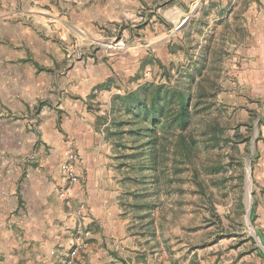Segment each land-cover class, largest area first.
I'll return each instance as SVG.
<instances>
[{
    "label": "rangeland",
    "instance_id": "1",
    "mask_svg": "<svg viewBox=\"0 0 264 264\" xmlns=\"http://www.w3.org/2000/svg\"><path fill=\"white\" fill-rule=\"evenodd\" d=\"M173 2L17 0V9L32 12L22 19L28 27H37L32 14L41 16L52 9L63 21L67 37L64 44L43 37L52 42L48 41V48L32 44L15 62L5 61L12 54L0 50L2 71L6 62L18 64L16 74L10 75L16 81L0 74V107L14 109L0 110V200H8V192L15 191L6 203H11L13 211L12 205L23 202L21 197H29L28 173L41 157L53 153L42 139L46 130L52 134L56 128L60 139L71 138L67 120L62 123L64 103L69 98L74 106L78 98L62 87L67 70L75 64H101L98 76L101 71L109 75L88 96L79 97L82 107L97 116L92 141L85 140L90 135L76 136L80 142L76 154L72 149L66 154L76 155L80 164L81 153L87 156L86 165H91L88 171L81 169L80 175L76 172L78 182H86L89 174L93 187L102 179L118 191L109 216L119 220L118 228L113 227L122 239L127 235L134 239L123 250L138 252L146 264H264L262 43L249 45L252 39L242 22V7L231 16L224 11L225 20L232 21V26L225 23L224 32L216 35L201 29L198 36L203 40L198 43L193 39L197 34L188 29L175 41L177 16L169 13ZM80 10H88L92 21L82 24L83 33L77 35L72 27ZM17 20L20 17L13 19ZM46 56L49 67L42 63ZM27 79L42 83L32 91L27 89ZM147 82L185 93L189 102L184 128L176 123L167 127V121L157 126L155 178L144 168L146 138L127 133L141 124L129 117L133 125L115 128L126 120L117 98L142 89ZM44 106L47 112L56 110V117L40 115ZM97 153L104 154L98 163L102 171L97 170ZM35 155L38 163H31ZM80 204L83 214L85 203Z\"/></svg>",
    "mask_w": 264,
    "mask_h": 264
},
{
    "label": "crops",
    "instance_id": "2",
    "mask_svg": "<svg viewBox=\"0 0 264 264\" xmlns=\"http://www.w3.org/2000/svg\"><path fill=\"white\" fill-rule=\"evenodd\" d=\"M16 4L17 0H0V50H7L8 54H12L10 57H5V61L12 59L15 62L18 57H23L25 50L32 44L40 46L45 44L48 48V43L52 39L59 44L65 43L67 37L65 25L56 16L54 10H46L41 16L32 14V20L37 27L31 28L22 19L25 15H31L32 12L19 10ZM241 7L245 17L242 22L248 26L251 34L250 39L252 40L249 45L257 46L256 43H262L260 48L264 49V0H174L169 10L170 14L177 16L174 20L176 30L172 36L175 37V41H180L177 40V36L180 37L183 31L190 29L192 34H197L193 39L201 43L203 38L198 36L201 29L203 33L209 29L216 35L224 32L225 23L232 26L231 18H228V21L225 20L227 11H230L229 16H231L233 11ZM76 16V24L73 25L72 31L79 35L83 33L80 28L82 24H90L92 16L88 10H80ZM16 17H20L21 21H13ZM118 17L120 15L113 16L112 19ZM178 23H181L179 27H177ZM43 37H49L51 40H45ZM157 41H161L160 38ZM56 47L58 48L57 44ZM17 48H19L18 54H16ZM46 59L42 63L49 67L48 56ZM17 65L11 61L6 62L3 71L0 67V74L9 75L4 76L6 80L16 81L17 78L10 75L16 74ZM101 67V64L96 66L87 62L85 65L75 64L67 70L65 75L67 78L64 77L62 87L65 88V92L71 90L78 98L74 106L69 98L64 103L66 113L62 115V123L67 120V133L71 138L60 139L61 134L56 128L52 134L46 130L42 139L45 145L52 146L49 150L53 153L46 158L41 157L39 163L36 155L30 160L31 163L38 164L33 165L32 173H28V178L30 177L29 197H21L23 202L20 205L18 203L12 205L13 211H11V203H6L14 197L15 191L8 192L10 194L8 200L4 197L0 200V264H64L69 251L78 240L83 244L76 253L75 264H107L109 262L146 264L138 252L123 250L125 245L132 246L134 239L129 235L122 239L121 235L115 232L119 220L109 216L113 214L110 208L118 194L114 186L101 179L100 183L93 187L89 181V174L86 182L83 179L81 182L76 179L70 181L65 171L70 167L75 174L77 172L80 175L81 169L88 171L91 167L90 164L86 165L87 156L81 154L80 151V164L76 163V155L74 160L68 161L66 152L72 149L76 154V146L80 143L76 136L81 138L82 135H90L88 139L85 137V140L86 142L87 140L92 141L91 134L94 132L92 127L97 116L94 111L91 112L92 110L88 111L86 107H82L79 97L88 96L92 88L103 82L109 75L107 72L102 74L101 71L99 77L96 69ZM30 69L32 70L31 67ZM69 80L73 83L69 84ZM0 81H2L1 77ZM65 82H68L66 83L68 86ZM41 83L38 81V84H32V80L27 79V89L32 88L33 91L34 88H39ZM0 110L14 111L11 106L0 107ZM56 112L52 109L47 112V107L44 106L40 115L44 117L46 113H50L54 118ZM73 112L74 115H72ZM45 145H42V148ZM95 156L98 157L96 165L98 166V163L103 161L104 154L97 153ZM99 169L102 171L104 168L98 166L97 170ZM80 203H85L83 214H81ZM110 204L111 207H109ZM107 206L110 211L105 209ZM85 232H88V235H85Z\"/></svg>",
    "mask_w": 264,
    "mask_h": 264
},
{
    "label": "trees",
    "instance_id": "3",
    "mask_svg": "<svg viewBox=\"0 0 264 264\" xmlns=\"http://www.w3.org/2000/svg\"><path fill=\"white\" fill-rule=\"evenodd\" d=\"M119 100L122 102L119 109L125 114L126 120H124L125 123L122 120L118 122L115 128L120 130L125 125H133L129 117L133 118L135 124L138 122L141 124L137 125L135 130H128L127 133L146 138L143 147L146 149L147 165L144 168L149 170L152 178H155L159 164L157 126L163 121H167V127L176 123L180 128H184L189 121L187 118L188 95L179 91L175 92L174 88L147 82L142 89L119 96L116 101L120 102ZM108 134L112 135L113 133L109 132ZM131 148L135 149L136 147L133 145ZM183 148L184 151L188 150V144L184 142Z\"/></svg>",
    "mask_w": 264,
    "mask_h": 264
},
{
    "label": "built area",
    "instance_id": "4",
    "mask_svg": "<svg viewBox=\"0 0 264 264\" xmlns=\"http://www.w3.org/2000/svg\"><path fill=\"white\" fill-rule=\"evenodd\" d=\"M75 156H73V154H68L67 158L68 160H73ZM66 174L67 177L70 180H74L75 179V173L73 172V169L68 167L66 170ZM61 195H63V193H61ZM85 235H88V232H85ZM83 242L82 241H77L76 244L73 246V248L69 251V255L67 257V259L65 260L64 264H75V256L77 251L82 247ZM107 264H114L113 262H109Z\"/></svg>",
    "mask_w": 264,
    "mask_h": 264
},
{
    "label": "water",
    "instance_id": "5",
    "mask_svg": "<svg viewBox=\"0 0 264 264\" xmlns=\"http://www.w3.org/2000/svg\"><path fill=\"white\" fill-rule=\"evenodd\" d=\"M249 186H250V183H249ZM248 198H249V203L247 205V213H248V217H249V212H250V208H251V198H250V194H249V191H248Z\"/></svg>",
    "mask_w": 264,
    "mask_h": 264
}]
</instances>
